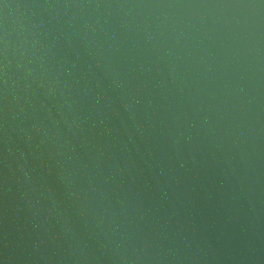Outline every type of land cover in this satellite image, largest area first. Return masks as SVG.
Instances as JSON below:
<instances>
[{
    "label": "water",
    "instance_id": "95a60500",
    "mask_svg": "<svg viewBox=\"0 0 264 264\" xmlns=\"http://www.w3.org/2000/svg\"><path fill=\"white\" fill-rule=\"evenodd\" d=\"M0 264H264V0H0Z\"/></svg>",
    "mask_w": 264,
    "mask_h": 264
}]
</instances>
